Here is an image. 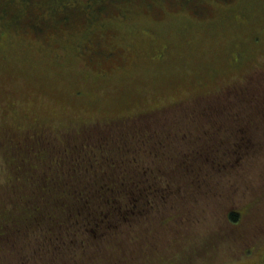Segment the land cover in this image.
<instances>
[{
	"label": "rangeland",
	"instance_id": "rangeland-1",
	"mask_svg": "<svg viewBox=\"0 0 264 264\" xmlns=\"http://www.w3.org/2000/svg\"><path fill=\"white\" fill-rule=\"evenodd\" d=\"M207 8L128 0L89 27L37 35L0 25L6 207L25 189L9 164V137L22 131L31 143L15 155L41 148L60 175L74 168L68 159L92 154L93 179L108 163L188 192L98 238L75 227L70 246L29 229L0 246V264H264V0Z\"/></svg>",
	"mask_w": 264,
	"mask_h": 264
},
{
	"label": "trees",
	"instance_id": "trees-1",
	"mask_svg": "<svg viewBox=\"0 0 264 264\" xmlns=\"http://www.w3.org/2000/svg\"><path fill=\"white\" fill-rule=\"evenodd\" d=\"M126 1L128 0H0V25H9L14 30L32 31L37 35L46 31L60 32L66 27L71 29L83 22L89 27V24H95L101 17L112 13L113 9L122 8ZM142 1L151 7L164 4L183 8L186 6L194 9L196 13H201L208 9L211 2L230 3L234 0ZM85 43V46L89 47L88 42ZM255 112L257 114L260 109ZM27 132L22 131L19 139L9 137L10 148L18 151L19 145L21 148L30 145ZM9 140L7 143H10ZM13 150L10 151L12 156L9 164L16 175L13 174L10 180L21 181L19 183H22L25 189H16L24 192L16 193L17 201L15 198L11 199L8 207L7 202L0 201V246L8 241L16 244L22 232H28L29 229L41 230L45 227L50 229L47 236L52 238L55 244H76L75 236L79 232L72 231L75 227H80V232L82 229L85 231L82 236L84 239L88 232L93 239L98 238L96 234L101 229L108 232L117 227L130 228L137 225L139 220H144L142 216H147L145 210L156 208L159 204L165 211L170 208L171 202L180 206L188 194L183 190L179 193L170 183L160 187L159 175L146 174L143 177H135L131 173L114 172L113 168L116 166L107 165L108 163H105V166L110 172L104 175L98 169L99 173L97 172V177L93 179L88 173L93 172L95 168L91 166L99 162L96 160V164L91 165L89 162H94L96 155L79 153L77 158L68 159L74 162V168H66L67 171L60 175V168H65L61 166L60 161L55 165L57 169L53 168V164L49 165L52 162L49 163L47 153L41 148L37 147L34 152L31 150L32 156L22 152L15 155ZM83 161H86V164ZM222 170L225 171L223 167ZM162 180L164 181V178ZM180 181L181 188L184 186L186 190L194 184L188 175H184ZM231 216L237 220L240 212H231ZM140 229L142 230V227ZM137 247V253H144L146 247L143 248L142 242Z\"/></svg>",
	"mask_w": 264,
	"mask_h": 264
}]
</instances>
